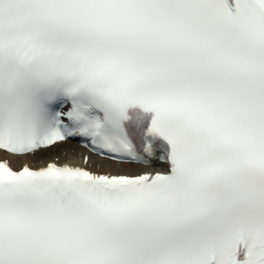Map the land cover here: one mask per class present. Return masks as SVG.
<instances>
[{"label":"snow or ice","instance_id":"1","mask_svg":"<svg viewBox=\"0 0 264 264\" xmlns=\"http://www.w3.org/2000/svg\"><path fill=\"white\" fill-rule=\"evenodd\" d=\"M0 264H264V0H0Z\"/></svg>","mask_w":264,"mask_h":264},{"label":"bare ground","instance_id":"2","mask_svg":"<svg viewBox=\"0 0 264 264\" xmlns=\"http://www.w3.org/2000/svg\"><path fill=\"white\" fill-rule=\"evenodd\" d=\"M70 147H73V148H79V145H71Z\"/></svg>","mask_w":264,"mask_h":264}]
</instances>
